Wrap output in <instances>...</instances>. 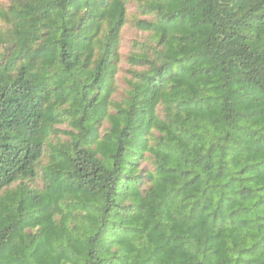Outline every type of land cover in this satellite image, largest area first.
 <instances>
[{
  "label": "trees",
  "instance_id": "obj_1",
  "mask_svg": "<svg viewBox=\"0 0 264 264\" xmlns=\"http://www.w3.org/2000/svg\"><path fill=\"white\" fill-rule=\"evenodd\" d=\"M0 264H264V0L1 7Z\"/></svg>",
  "mask_w": 264,
  "mask_h": 264
},
{
  "label": "rangeland",
  "instance_id": "obj_2",
  "mask_svg": "<svg viewBox=\"0 0 264 264\" xmlns=\"http://www.w3.org/2000/svg\"><path fill=\"white\" fill-rule=\"evenodd\" d=\"M10 0H0V8L7 7ZM145 36L142 32L138 31L137 28L133 27L131 24H127L123 28L122 32V45H121V55H122V62H121V70L118 75V87L119 91L118 94L124 93L126 89L125 79L129 77L127 72L129 65L127 63V57L131 51V44L133 40L142 39ZM118 98V97H117ZM115 97V99H117ZM118 100V99H117ZM61 129H64L65 126H60ZM64 135V134H63Z\"/></svg>",
  "mask_w": 264,
  "mask_h": 264
}]
</instances>
